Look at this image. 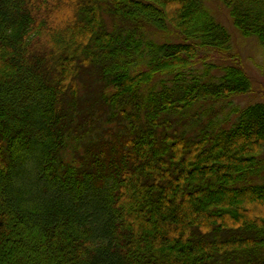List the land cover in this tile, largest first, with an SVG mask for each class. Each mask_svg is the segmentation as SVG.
<instances>
[{
    "label": "trees",
    "instance_id": "1",
    "mask_svg": "<svg viewBox=\"0 0 264 264\" xmlns=\"http://www.w3.org/2000/svg\"><path fill=\"white\" fill-rule=\"evenodd\" d=\"M208 1L0 0V264H264V102ZM219 2L264 54V0Z\"/></svg>",
    "mask_w": 264,
    "mask_h": 264
},
{
    "label": "rangeland",
    "instance_id": "2",
    "mask_svg": "<svg viewBox=\"0 0 264 264\" xmlns=\"http://www.w3.org/2000/svg\"><path fill=\"white\" fill-rule=\"evenodd\" d=\"M207 4L216 20L223 24L231 33V55H234L233 58L235 59V62L240 65L252 80V93L233 98L232 106H243L257 101L264 102V54L259 43L255 38H244L234 30L228 19L227 10L224 6L222 7L219 0H209ZM148 33L157 43L179 42L178 36L171 31L170 27H168L166 32L160 33L154 30H149ZM205 52L206 51L199 53L198 61H200V59L202 61L206 59L208 63H214L217 65L232 63V58L229 56H222L211 51L206 52L207 54H205ZM200 66L201 64H199V67ZM210 73L211 75H214L217 71L212 70Z\"/></svg>",
    "mask_w": 264,
    "mask_h": 264
}]
</instances>
